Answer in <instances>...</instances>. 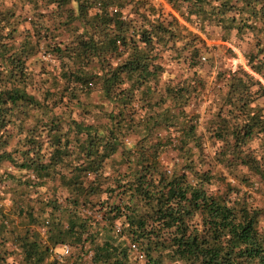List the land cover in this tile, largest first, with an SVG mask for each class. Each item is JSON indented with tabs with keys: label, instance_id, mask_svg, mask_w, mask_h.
<instances>
[{
	"label": "trees",
	"instance_id": "1",
	"mask_svg": "<svg viewBox=\"0 0 264 264\" xmlns=\"http://www.w3.org/2000/svg\"><path fill=\"white\" fill-rule=\"evenodd\" d=\"M164 2L0 0V264H264V0Z\"/></svg>",
	"mask_w": 264,
	"mask_h": 264
},
{
	"label": "rangeland",
	"instance_id": "2",
	"mask_svg": "<svg viewBox=\"0 0 264 264\" xmlns=\"http://www.w3.org/2000/svg\"><path fill=\"white\" fill-rule=\"evenodd\" d=\"M164 4V0H161ZM166 5V8L167 9H171L170 8V5H168L167 3L165 4ZM188 27L195 31V32H198L197 29H195L194 27H191L188 25ZM203 36V35H202ZM204 37V36H203ZM204 39L206 40V43L208 46L210 47H213L215 46L214 50L212 51L213 52V55L212 57L214 58V62L218 61L219 59H221V61H225L230 67H231V70H234L237 65H241L243 67L246 68V61H245V58H244V55L242 54V51L240 48H238L237 46H235L233 43H230V42H221L219 40H213V39H206L204 37ZM219 44H223L225 47H222V46H219ZM213 45V46H212ZM227 47H230L233 49V51L235 52V55L232 56L228 53V51L226 50ZM211 49V48H210ZM207 56V55H206ZM42 60H45L44 62H46L47 64H49L50 66H48L49 68H52L54 67L55 63L52 62L51 60H47V59H42ZM218 64V63H217ZM180 71V70H179ZM177 72V74H180V72ZM215 75V69L214 67H212L211 65H205L203 68H202V73H201V77L206 80L208 83H207V86L205 88L204 91H202L200 93V99H194L192 101V105L190 107V113H197V114H200L201 115V121L203 122L204 118L206 117V114H205V108H206V98H207V95L209 93H211V88L213 86V77ZM167 78V76L164 75L163 78ZM198 96V97H199ZM200 131L201 132H204V127H203V123L200 127ZM259 141L260 140H256L254 141L251 146L253 147H258L259 146ZM210 143L209 142H206V150L209 151L210 148H209ZM4 168V165H0V170ZM261 191L258 192L257 194H255V197L256 199L258 200L259 203H264V184H261ZM16 260V264H22L21 260H20V257L17 256V255H14L13 256ZM86 263L89 264L88 261H86Z\"/></svg>",
	"mask_w": 264,
	"mask_h": 264
},
{
	"label": "built area",
	"instance_id": "3",
	"mask_svg": "<svg viewBox=\"0 0 264 264\" xmlns=\"http://www.w3.org/2000/svg\"><path fill=\"white\" fill-rule=\"evenodd\" d=\"M47 60H51L49 56H45L44 57ZM204 59V57H202ZM201 115L199 114L198 116V122L202 123L201 121ZM85 212H87V209H84ZM89 213V211H88ZM97 218H100L98 214H96ZM114 229L115 231L118 233L121 231V226L119 223H115L114 225ZM40 231L43 233V228H40ZM14 246L11 245L10 249H13ZM130 248L136 252L137 250V246L135 243H130ZM49 257L51 259V261L56 260V264H72V260L68 259V256L70 254V247L67 244H62L60 246H56V247H50L49 248ZM91 255V252H88V254H86V257H89Z\"/></svg>",
	"mask_w": 264,
	"mask_h": 264
},
{
	"label": "crops",
	"instance_id": "4",
	"mask_svg": "<svg viewBox=\"0 0 264 264\" xmlns=\"http://www.w3.org/2000/svg\"><path fill=\"white\" fill-rule=\"evenodd\" d=\"M131 139H133V138H131Z\"/></svg>",
	"mask_w": 264,
	"mask_h": 264
}]
</instances>
